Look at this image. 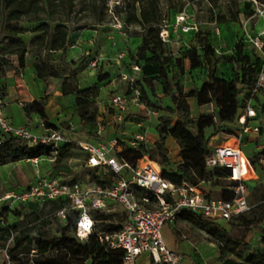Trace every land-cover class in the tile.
<instances>
[{
	"label": "trees",
	"instance_id": "16d2710c",
	"mask_svg": "<svg viewBox=\"0 0 264 264\" xmlns=\"http://www.w3.org/2000/svg\"><path fill=\"white\" fill-rule=\"evenodd\" d=\"M111 0H0V33L3 34V40L6 41L2 48V55L5 57L15 55L18 59V67H23L28 55L35 58L34 66L37 76L40 79L47 80L50 77H61L62 73L49 59L51 51L62 50L67 54L71 43V32L73 30L96 28L104 24L109 16ZM162 0H122L115 4L112 10L116 16L122 19L123 25L128 27L130 24H137L142 30L140 44L137 46L134 55V63L140 67L137 85L141 88V100L148 106L164 115L175 116L174 123L168 126L162 124L156 125L159 134L155 145L150 147L146 142H142L139 148H134L128 141L117 136L122 143L120 156L132 163L137 162L145 154L161 165L163 175L167 179L180 184L187 180L193 184L206 183L209 187V197H214L213 189L216 186L221 187L220 197L225 200L233 198L232 187L239 183L238 180H230L232 171L222 166L210 167L207 165V156L214 150L210 147L211 136L208 129L214 128L218 123L223 130L233 131L231 125H242L239 121L247 105L246 99L252 98V104L257 110V114L264 112V87L258 92L253 93L258 78L264 70V53L255 52L247 49V36L240 38L234 47L232 53H219V50L208 40H202L198 30L192 29L181 33L179 45L166 43L162 39L160 32L164 26L169 27L170 36L175 35L172 32L168 17L164 16L161 8ZM172 2L173 0H168ZM213 6L217 0H208ZM264 5V0H257ZM251 5H254L251 2ZM125 7V14L122 13ZM183 7V4L182 6ZM256 12L245 9L243 13L250 17ZM88 16L92 22L78 24ZM230 17L225 14L218 15L220 20L238 21L240 11L229 10ZM81 17L76 18L77 15ZM177 15V14H176ZM27 19L33 23L32 31L37 33L29 40L25 38L28 28L22 27L20 23ZM72 23L76 26L72 27ZM195 35L198 37L199 44H195L190 39L188 42L185 37ZM264 40V35L262 36ZM172 47V48H171ZM176 48V50H175ZM234 64L236 75L228 79L217 74V68L220 64ZM133 64V65H135ZM12 65L10 61L2 60L0 67L2 72L5 66ZM188 67V68H187ZM203 69L207 77L199 87L186 90L180 78H175L177 72L182 76L187 69L190 71ZM108 74L99 76V81H104ZM63 89L67 94L75 95L76 113L81 123L97 124L98 111L93 110L90 100V87L81 89L73 82L72 74L63 78ZM157 85L160 90H157ZM98 86V85H97ZM99 87V86H98ZM247 97H243V95ZM251 96V97H250ZM197 99L199 106L215 104L214 113L203 114L193 117L191 105L188 98ZM168 98V99H167ZM32 109L38 111L45 118L49 127L53 126L48 122V116L45 112V102L40 99L25 106L27 115H30ZM132 115L126 114L122 125L131 120ZM153 116L159 118L160 116ZM250 121V119H248ZM257 134L260 136L262 132ZM232 133V132H230ZM145 134V133H144ZM237 135L236 134H233ZM249 134H246L247 136ZM167 138H173L180 148L181 159L175 164L172 162V156L165 141ZM0 166L7 162H17L31 156L39 154H49V150H42L38 146L30 145L16 138H9L0 132ZM241 137V146H242ZM73 142H65L61 145L58 158L53 165H59L64 158L71 156ZM245 154L248 156L251 166H248V160L244 158L243 175L250 195L254 197L251 209L245 213L233 217L223 224L218 220H213L203 214L184 209L180 215L197 227L207 233L209 240L219 246V257L221 264H264V148L258 149L250 154L242 146ZM86 159V153L80 147ZM151 151L159 153L160 157H155ZM191 151L196 152L191 153ZM188 153L195 157L191 158ZM46 161V160H44ZM48 162V161H47ZM84 164V162H83ZM82 166L84 167V165ZM259 178L249 179L255 176L254 169ZM250 168V169H249ZM87 170L90 178L98 184L111 186L117 177L112 175L105 176L103 171L98 168L81 169L73 180L77 177H85ZM52 174L65 175L63 170L54 171ZM46 173H51L49 170ZM229 182V184H225ZM250 199V196H249ZM34 202V201H30ZM67 199L59 197L48 200L44 204L37 205L31 213H26L20 220L0 228V235L3 239L9 241L12 238L14 246L11 256L16 264H88L92 257L89 246L95 240L100 239L92 234L87 240H81L76 235V221L79 217L78 210H70L65 219H59L57 211L67 204ZM250 202V200H249ZM27 204V203H20ZM98 219L114 220V214L99 213ZM40 222V225L32 224ZM55 224V226H54ZM122 224H109L104 228L106 230H118ZM21 229L19 234L16 231ZM254 228L261 229L263 235L260 239L261 246L256 250L248 252L250 243L248 235ZM34 231L36 234H33ZM104 245L106 252L102 259H92V264H123L121 257L123 251L120 249H108ZM5 244H2L5 247ZM35 252L32 253V250ZM19 253L27 256V260H15Z\"/></svg>",
	"mask_w": 264,
	"mask_h": 264
},
{
	"label": "built area",
	"instance_id": "2783aa9c",
	"mask_svg": "<svg viewBox=\"0 0 264 264\" xmlns=\"http://www.w3.org/2000/svg\"><path fill=\"white\" fill-rule=\"evenodd\" d=\"M253 1L258 7L257 14L264 18V7H261L264 5L257 0ZM171 28L175 37L170 36V29L167 26L162 28L160 35L164 42H176L179 45L180 32L197 30L198 26L192 15L184 11L176 16V21L171 24ZM263 35L264 31L257 35L247 34V41L252 44L254 51L262 54L264 53ZM125 56V51L119 54V58ZM133 69L137 73L140 71V67L136 64L133 65ZM121 74L122 79L127 83V90L115 93L110 99L112 109L110 121L116 124L122 123L132 104L144 108L149 116H157L158 111L148 107L141 100L142 92L137 85V79L125 72ZM263 87L264 70L258 78L253 93ZM252 101V98L246 99L245 111L239 119L242 125L241 131L244 133L260 132L259 125H251L248 121L258 116ZM40 126L43 128L41 131H34L26 126L11 123L5 111V101L0 94V132L9 138H16L24 143L38 146L43 151L49 150L50 154H39L26 158L27 162L37 168L33 176L34 181L22 191L7 192L3 199L15 203L34 201L42 205L48 200L66 198L68 202L57 211V217L65 219L70 210H78L76 235L81 240H87L95 234L108 249L122 250L123 264H137V258L143 253H149L153 262L157 264H184L183 254L171 249L163 237V228L174 222L184 209L203 214L213 220L226 222L251 209L250 192L244 182L248 179L237 176L241 167V156L245 153L238 135L233 136L235 139L232 144H221L214 148L206 159L210 167L229 168L232 171L229 179L239 181L232 187L233 198L225 200L209 197L206 183L193 184L183 180L177 184L167 179L163 175L161 165L153 161L148 154L135 163L125 160L120 156L122 143L117 136L106 138L98 143L80 141V147L86 153L84 167L98 168L105 176L117 177L111 186L98 184L91 178L77 177L74 180H68L62 174L41 172L39 170L41 161L55 162L61 145L71 140L67 137L65 130L47 127L44 121H41ZM104 128V124L99 125L97 134L101 135ZM2 141L0 139V144ZM142 142L148 143L146 134L142 132L135 134L133 139L128 141L134 148H139ZM254 171V177L259 178L255 169ZM262 178L264 181V174ZM119 208L122 211L119 219H98L96 217L99 213L115 214ZM112 223L122 224V226L114 231L104 228ZM9 244L0 247L2 264L13 262ZM33 252H35L34 249Z\"/></svg>",
	"mask_w": 264,
	"mask_h": 264
},
{
	"label": "rangeland",
	"instance_id": "374dc122",
	"mask_svg": "<svg viewBox=\"0 0 264 264\" xmlns=\"http://www.w3.org/2000/svg\"><path fill=\"white\" fill-rule=\"evenodd\" d=\"M122 0H111L110 1V11L109 16L104 24H101L100 27H97L102 33L98 35L97 41L95 45L90 47V45H86L84 41L76 40L73 38L71 40L72 47H70L69 54L66 57L60 55L59 52L50 53L48 55V59L58 67L61 71V77H53L52 82L54 85L58 86L63 82V78L66 75L72 74L73 82L75 84H82L85 86H89L90 89V100L91 107L93 110H97L99 112V102L105 101L111 94V92L105 89L102 90V87H110L114 81V85L123 82L122 74L120 70L122 68L125 73L129 76L138 79L139 73L135 72L133 69L134 63V55L138 46V42L140 36L142 34V30L137 24H130L128 27L123 25V21L121 18L115 15L113 7L116 3ZM251 2L254 5H251ZM183 4V7H181ZM256 8V12L247 17L243 11L245 9L252 10ZM264 7V6H261ZM161 8L165 17L169 18L170 23H174L176 21V16L180 15L184 11L191 14L193 20L197 23L198 32L202 38V40H208L219 50V53H232L234 52V47L237 41L240 38H244L247 34L256 35L261 32L264 27V24L259 20L261 17L257 14V4L253 0H217L216 5H212L208 0H173L169 2L168 0L161 1ZM229 10H233L234 12L239 10V20L231 21V20H220L218 15L225 14L227 17H230ZM123 14H125V7H123ZM177 14V15H176ZM82 15H85L82 14ZM81 15H77L76 18L79 19ZM87 22H92V20L85 15V17L81 20H78V24H85ZM20 25L22 27L28 28V31L33 32V23L24 19ZM76 26L72 23V27ZM102 26V27H101ZM106 26V27H105ZM106 28H110V30L115 31V35L112 40L107 38L105 33H108ZM86 29H91L89 27L85 29L73 30L76 32H83ZM25 38L28 40L32 38L34 35L24 34ZM185 39L194 42L195 44H199L197 35L191 38V36H186ZM78 42L82 43V46L77 44ZM6 41L3 40V34L0 33V62L4 60V58L8 61H12L13 57L8 56L5 57L2 55V48L5 46ZM75 45V46H73ZM172 48V47H171ZM123 49L128 50V55L124 58H119V54ZM248 50H255L250 42H247ZM176 50V48H175ZM97 57H101L102 59L98 60L96 64L93 62ZM16 58V57H14ZM120 60V63L117 60ZM8 67V66H7ZM188 68V67H187ZM29 74V72H28ZM108 74V77L102 82L99 81V76H104ZM217 74L219 76H224L225 78L231 79L236 75V69L234 64H220L217 68ZM175 78H180L183 82L185 89L194 88L197 85H200L201 82L206 79L207 74L203 69H198L194 71H190L187 69L185 73L181 76L179 72L175 75ZM98 85V86H97ZM157 90H160V86L157 85ZM243 97H247L246 93ZM251 97V96H250ZM168 99V98H167ZM106 102H104L105 104ZM191 105V113L193 117H198L203 114L214 113L215 104H210L206 106H199L196 103H190ZM107 106V105H106ZM71 107H69L68 103L65 106V111L68 116V119H64L60 124L68 125L71 122L76 127L79 126L80 120L75 113L70 112ZM159 118H154L153 116H149L145 109H141V111L135 115H132L131 120L127 122V124L122 125H114L116 129L122 130L123 132H127L126 134H136L139 132L145 133L146 138L148 140V144L150 147L155 145V141L158 139L159 134L156 130L157 124H162L163 126H168L169 124H173L176 120L175 116L164 115V113L159 112ZM262 124V132L260 136L258 135H247L241 131L240 125H231L233 131L223 130L220 128L219 124L216 123L214 128L208 129V134H210V147L212 149L220 146L221 144L228 145L232 144L234 140H230L233 137V134H241L242 136V146L249 151L250 154H253L260 148H264V116L261 118ZM112 124H109L107 128H105V132L99 135L98 138H104L108 135L110 131V127H114ZM232 132V133H230ZM90 133V132H88ZM84 131H75L73 134L67 136L74 144L71 149V156H67L64 158L63 162L59 165H53L52 162L41 161L39 165V170L41 172H47L46 170L51 171V173H55L54 171L63 170L66 172L65 175H62L64 178L70 180L74 178L78 173L81 172V169H84L82 166L84 162V154L80 149V141L87 140V134ZM90 135H94L93 132ZM125 136V135H123ZM21 141H17V144H20ZM166 146L168 147L170 154L172 156V162L177 163L181 159L180 148L173 138H167L165 141ZM151 154L155 157H160L159 153L155 151H151ZM191 158L195 156L191 153H188ZM247 156V155H246ZM248 162L249 159L246 157ZM248 166H251L250 162ZM250 169V168H249ZM37 168L33 167L32 164L27 162L25 159L17 161V162H7L6 165L0 166V228H4L12 223L20 220L26 213H31L37 205L34 202H28L27 204L15 203L10 200L3 199L4 195L9 191H22L25 189L31 178L34 176ZM91 170H86L85 178H90L89 173ZM255 173V171H254ZM84 177V176H83ZM255 178V177H252ZM225 184H229V182H225ZM209 189V187H208ZM214 197H220L221 187L216 186L213 189ZM254 197L250 195V203H253ZM122 211L117 210L114 214L115 219H119ZM223 224H227L226 221H220ZM186 227L185 230L188 232H196L200 239L209 240V237L205 231L194 225L193 223L187 221L185 222ZM40 225V222L32 223ZM55 226V224H54ZM15 232V234H19L21 229ZM33 234H36L34 231ZM263 233L261 229L254 228L252 232L248 235V240L250 243V249L248 252L252 250H256L261 246L260 239ZM9 244V252H12L14 241L9 239V241L3 239L0 235V247H3L2 244ZM5 245V246H6ZM89 249L92 253L91 259L88 261V264H92V259L103 258L104 251L106 249L104 245H102L98 240H95L92 245L89 246ZM27 260V256L23 253H19L15 260ZM221 259L219 257V251L216 258L210 260V264H221ZM0 264H2V258L0 257ZM16 264V262H14ZM29 264H32L29 262Z\"/></svg>",
	"mask_w": 264,
	"mask_h": 264
},
{
	"label": "crops",
	"instance_id": "0c3cea01",
	"mask_svg": "<svg viewBox=\"0 0 264 264\" xmlns=\"http://www.w3.org/2000/svg\"><path fill=\"white\" fill-rule=\"evenodd\" d=\"M259 21L264 24L263 17H261ZM98 27H100V25ZM106 29L108 30V33H105V35H107V38L109 40H112V38L115 35V31L117 30H112V29L110 30V28H106ZM263 31H264V27L261 30V32ZM26 33L30 35L37 34L35 32H30V31ZM99 33L101 34L102 32L97 27L86 29V31L83 32L72 31L71 39L76 38V40L84 41L86 45H90V47H92L95 45ZM77 44L82 46L81 42L77 41ZM139 44H140V39L138 45ZM172 44L177 45L176 42H173ZM69 51L70 48L67 54H69ZM123 51L126 52V56H127L128 50L123 49L122 52ZM56 52H59L60 55H62L63 57L67 56V54L65 55L63 54L62 50L51 51V53H56ZM12 57H13L12 58L13 60L11 61L12 65H9L8 67L5 66L4 73L2 72L0 67V94L2 95L5 101V111L7 113L9 121L14 125L26 126L28 128L33 129L34 131H41L43 128L42 126H40V124L41 121H44L46 126L49 127L45 121V118L42 117V115L38 111L32 109L30 115H27L25 111L26 105L28 106L34 101L42 99L45 102V112L46 115L48 116V122L53 124V126L58 127V129L65 130L67 136L73 134L75 131H84L85 133L93 132L94 135H90V133L87 134V140H86L87 142H92V143H98L102 140H105L106 138H111L114 136H120L123 140H128L129 138L135 136V134H126L127 132H123L122 130L118 131V129H116V127L114 126L117 124L114 123L113 121H110V117L112 115V109L110 107V99L115 93L126 92L127 83L125 81L120 82L117 85H114V81H113L112 85L108 88L99 86L102 87L103 91L107 89V91L111 92V94L108 98L105 99V101H103V103L99 102L100 105L98 112L99 122L97 124H87V123L83 124L80 122L79 126L76 127L71 122H69L68 125H61L60 123L64 119H68V116L65 115L66 114L65 106L67 103L69 107H71L70 112L77 114L75 107V95L67 94L64 92L63 82L58 86L54 85L52 82L53 77H50L47 80L38 78L37 71L34 66L35 58L32 57V55L27 56L26 63L23 67H18L17 56L12 55ZM100 59L102 58L97 57L96 60L93 62V64H96ZM117 62L120 63V60L118 59ZM122 70L124 69L122 68ZM122 70H120V73H124V71ZM77 85L81 89L89 87L82 84H77ZM199 86L200 85H197L196 87ZM188 101L189 103L198 104L197 99L194 97L188 98ZM104 102L106 103L104 104ZM141 109L144 108L132 104L129 107L127 114L130 113L137 114L141 111ZM263 116H264V112L260 113V115H258L256 119L250 120V124L259 125L261 127L262 126L261 118ZM127 122L124 124H127ZM101 124H104L105 128H107L109 124H112L114 126L113 128L110 127V131L108 135L104 138H98L99 135L97 134V130L99 128V125ZM51 128H55V127H51ZM105 128L103 130V133L105 132ZM246 134L257 135L259 133L246 132L245 135ZM237 135L240 137V141H241L242 135L239 133ZM234 139L235 138L232 137L230 140H234ZM191 153L196 154V152L194 151H191ZM244 156L245 158L247 157L245 153ZM33 181L34 179L32 177L29 185ZM187 221H188L187 219L183 218L180 215L174 222H171L170 224L166 225L163 228V237L165 239V242L171 249L179 251L183 254L184 264H210V260L213 258L215 259L216 256L218 255L219 246L210 240L200 239L198 233L194 231L190 233L187 230H185L184 229V227H186L185 222ZM137 264H157V263L153 262L152 257L149 253H143L137 258Z\"/></svg>",
	"mask_w": 264,
	"mask_h": 264
},
{
	"label": "bare ground",
	"instance_id": "6f19581e",
	"mask_svg": "<svg viewBox=\"0 0 264 264\" xmlns=\"http://www.w3.org/2000/svg\"><path fill=\"white\" fill-rule=\"evenodd\" d=\"M244 158H245V156H244V153L242 154V156H241V167H240V169H239V172L237 173V176H239V177H242V178H244V175H243V170H244V166H243V160H244Z\"/></svg>",
	"mask_w": 264,
	"mask_h": 264
}]
</instances>
